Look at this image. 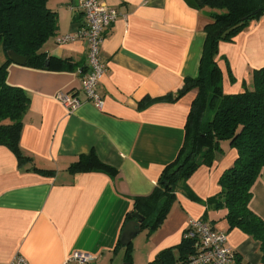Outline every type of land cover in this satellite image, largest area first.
<instances>
[{"label":"crops","instance_id":"1","mask_svg":"<svg viewBox=\"0 0 264 264\" xmlns=\"http://www.w3.org/2000/svg\"><path fill=\"white\" fill-rule=\"evenodd\" d=\"M74 1L48 0L59 16L58 36L77 33L84 25ZM101 1L119 13L102 49L108 67L100 86L102 111L85 101L81 90L88 71L81 40L59 46L51 38L41 50L68 62L72 70L8 67V85L22 88L31 100L20 146L32 162L20 167L16 156L0 146V264L18 254L30 264H76L67 262L76 251L94 255L89 264H126V250L117 244L133 200L153 193L184 145L196 91L178 101L167 98L186 78L198 77L205 27L219 11H198L186 0ZM216 62L224 94L243 93L246 86L253 90L252 74L264 68V17L233 42L220 43ZM60 92L81 99L82 106L68 113L55 99ZM219 147L213 164L201 166L188 180L187 191L176 193L164 223L153 232L141 229L134 238L130 264H153L169 249L177 261L189 223L201 219L226 233L227 245L243 264H264L260 243L230 229L226 209L206 206L238 157L228 141ZM90 153L117 173L71 174L69 167ZM33 167L54 174L28 170ZM252 192L250 208L264 221V168Z\"/></svg>","mask_w":264,"mask_h":264},{"label":"trees","instance_id":"2","mask_svg":"<svg viewBox=\"0 0 264 264\" xmlns=\"http://www.w3.org/2000/svg\"><path fill=\"white\" fill-rule=\"evenodd\" d=\"M195 10L210 8L205 27V44L199 75L186 78L182 88L170 94L169 101H178L196 91L185 127V141L176 160L165 167L153 193L133 200L124 227L134 214L144 218L141 229L156 231L166 220L176 201V193L187 191L190 177L203 165L211 166L219 144L228 141L238 157L219 180L220 192L206 202L214 210H227L230 229H240L260 243L264 263V221L250 208L252 187L264 168V68L252 74V88L240 94H224L223 74L216 62L219 45L234 39L254 22L264 17V0H186ZM59 16L48 7V0H0V47L4 54L14 51L27 58L25 66L56 70H72L68 62L48 57L41 50L58 32ZM49 62L48 67L46 63ZM8 59L0 64V146L8 148L20 167L32 160L20 146L24 117L30 109V97L22 88L7 83ZM233 81V80H232ZM43 175L54 172L29 168ZM71 174L101 172L114 176L117 170L103 164L95 153L81 156L69 167ZM124 260L131 263L133 243L124 247ZM196 241L183 239L178 246L180 258L174 261L172 249L163 251L153 264H177L196 252Z\"/></svg>","mask_w":264,"mask_h":264},{"label":"built area","instance_id":"3","mask_svg":"<svg viewBox=\"0 0 264 264\" xmlns=\"http://www.w3.org/2000/svg\"><path fill=\"white\" fill-rule=\"evenodd\" d=\"M74 8L80 10L84 17V25L77 33L59 35L55 43L64 46L79 40L86 45L88 52V71L84 74L82 93L85 101L102 111L105 99L100 86L108 71L102 58V49L111 27L116 23L119 13L116 9L106 6L101 0H75ZM68 113L78 110L83 101L75 96L60 92L55 97ZM184 239L196 241V252L188 260L177 264H243L237 253L227 245L226 233L215 230L203 219L192 220L185 231ZM95 256L86 252L76 251L67 262L89 264ZM7 264H30L21 254Z\"/></svg>","mask_w":264,"mask_h":264},{"label":"water","instance_id":"4","mask_svg":"<svg viewBox=\"0 0 264 264\" xmlns=\"http://www.w3.org/2000/svg\"><path fill=\"white\" fill-rule=\"evenodd\" d=\"M8 59L17 65L25 66L27 63V58L16 54L14 51L7 53ZM46 65H49L46 63ZM134 220L129 222L123 229L120 237V243L122 246L126 247L130 245L134 238L141 232V224L144 222V218L138 214H134ZM130 264V263H126Z\"/></svg>","mask_w":264,"mask_h":264},{"label":"rangeland","instance_id":"5","mask_svg":"<svg viewBox=\"0 0 264 264\" xmlns=\"http://www.w3.org/2000/svg\"><path fill=\"white\" fill-rule=\"evenodd\" d=\"M3 58L7 59V56L4 54L2 48L0 47V64L2 63Z\"/></svg>","mask_w":264,"mask_h":264}]
</instances>
